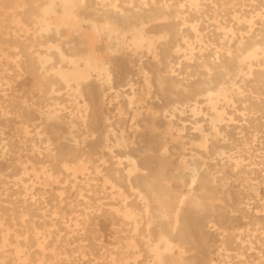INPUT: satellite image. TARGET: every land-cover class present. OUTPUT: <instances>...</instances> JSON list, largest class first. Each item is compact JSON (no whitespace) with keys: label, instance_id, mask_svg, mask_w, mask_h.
Instances as JSON below:
<instances>
[{"label":"bare ground","instance_id":"obj_1","mask_svg":"<svg viewBox=\"0 0 264 264\" xmlns=\"http://www.w3.org/2000/svg\"><path fill=\"white\" fill-rule=\"evenodd\" d=\"M0 264H264V0H0Z\"/></svg>","mask_w":264,"mask_h":264},{"label":"rangeland","instance_id":"obj_2","mask_svg":"<svg viewBox=\"0 0 264 264\" xmlns=\"http://www.w3.org/2000/svg\"><path fill=\"white\" fill-rule=\"evenodd\" d=\"M102 232H103L104 237L108 238L107 235L110 232V227L108 225L103 226Z\"/></svg>","mask_w":264,"mask_h":264}]
</instances>
